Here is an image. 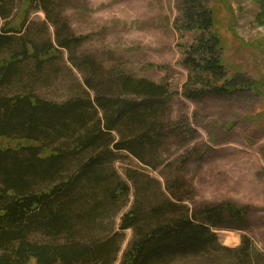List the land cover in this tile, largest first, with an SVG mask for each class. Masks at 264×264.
Instances as JSON below:
<instances>
[{
  "label": "trees",
  "instance_id": "obj_1",
  "mask_svg": "<svg viewBox=\"0 0 264 264\" xmlns=\"http://www.w3.org/2000/svg\"><path fill=\"white\" fill-rule=\"evenodd\" d=\"M35 1L56 30L58 48L51 41L30 40L23 23L8 21L1 27L9 13L0 0V53L8 52L0 60V139L18 143L0 145V264H115L128 230L133 237L120 264H179L203 258L218 259L216 264H225L224 258L264 264V254L248 236L233 251L221 246L213 233L226 225L227 217L248 223V207L225 203L194 211L185 205L183 176L163 184L140 169L128 168L125 179L119 174L115 164L123 154L159 168L174 96L166 83L112 71L99 83L94 76L85 78L93 97L87 92L57 102L27 88L4 91L23 83L21 76L44 74L61 48L70 52L75 66L95 71L94 59L78 56L86 38L73 33L62 12L55 15L56 0H22L24 9ZM257 1L258 20L264 24V0ZM180 13L175 29L195 35L191 45L181 48L182 65L191 71L184 97L201 101L257 93L251 78L241 72L228 75L208 0H183ZM28 65L34 73H27ZM180 162L185 167L188 159ZM132 190V208L116 227Z\"/></svg>",
  "mask_w": 264,
  "mask_h": 264
},
{
  "label": "rangeland",
  "instance_id": "obj_2",
  "mask_svg": "<svg viewBox=\"0 0 264 264\" xmlns=\"http://www.w3.org/2000/svg\"><path fill=\"white\" fill-rule=\"evenodd\" d=\"M182 2L56 0L55 15L62 12L73 33L86 38L78 49V56L94 59L95 71L79 63L75 66L70 52L61 48L57 59L45 66L44 74L21 76L23 83L4 91L11 94L27 88L43 99L57 102L87 92L93 97L94 92L87 88L85 78L94 76L99 83L112 71L166 83L174 96L166 119L171 131L159 168L153 170L123 154L122 160L115 164L119 174L125 179L128 168L140 169L163 184H172L177 176H183L187 183L182 193L185 205L194 211L225 203L248 207V223L239 224L227 217L226 225L213 229V233L221 246L233 251L241 247L246 235L264 254V24L258 20L261 8L257 0H208L216 15L228 75L241 72L251 78L256 82L257 93L243 91L191 101L184 97L191 71L182 65L181 48L191 45L195 35L179 32L174 25L181 16ZM225 3L231 6L233 14L227 12ZM1 4L9 13V20L2 21L1 27L8 21L23 23L30 40L40 44L51 41L58 48L56 30L40 2L35 1L25 9L22 0H2ZM7 55V51L0 53V60ZM30 65L27 73L33 72ZM175 122L180 124L179 128ZM17 144V141L0 139L4 147ZM183 158L188 159L185 167L180 162ZM134 193L132 190L128 205L119 212L116 227L131 210ZM132 237L131 231L125 232L115 264L121 263ZM212 259L179 264L218 263V259ZM224 260L225 264H241L239 259Z\"/></svg>",
  "mask_w": 264,
  "mask_h": 264
}]
</instances>
